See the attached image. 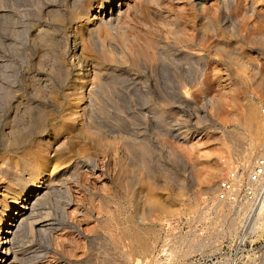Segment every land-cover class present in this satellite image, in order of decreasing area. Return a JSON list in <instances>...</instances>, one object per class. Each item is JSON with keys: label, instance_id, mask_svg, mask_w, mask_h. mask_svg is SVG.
<instances>
[{"label": "rangeland", "instance_id": "374dc122", "mask_svg": "<svg viewBox=\"0 0 264 264\" xmlns=\"http://www.w3.org/2000/svg\"><path fill=\"white\" fill-rule=\"evenodd\" d=\"M257 126L264 0H0V223L39 176L0 264H139L263 153ZM212 212L236 234L240 213Z\"/></svg>", "mask_w": 264, "mask_h": 264}, {"label": "built area", "instance_id": "2783aa9c", "mask_svg": "<svg viewBox=\"0 0 264 264\" xmlns=\"http://www.w3.org/2000/svg\"><path fill=\"white\" fill-rule=\"evenodd\" d=\"M233 208L241 224L232 237L222 238L221 224L208 226L207 211L226 215ZM213 218V216H210ZM264 219V151L249 168H229L216 183L215 191L202 197L196 210L177 212L161 222V234L153 250L139 264H263L258 254L264 248V232L254 221ZM220 223V222H219ZM258 241V242H257ZM262 241L259 246L257 244ZM217 247L215 255L204 257L207 247Z\"/></svg>", "mask_w": 264, "mask_h": 264}, {"label": "bare ground", "instance_id": "6f19581e", "mask_svg": "<svg viewBox=\"0 0 264 264\" xmlns=\"http://www.w3.org/2000/svg\"><path fill=\"white\" fill-rule=\"evenodd\" d=\"M103 4H104V2L101 1L99 3V7L101 8L103 6ZM98 18H99L98 15H96V13H93L92 18L90 19V23H92V24L96 23L97 21L96 22H94V21L98 20ZM97 72H99V71H97ZM82 96L83 95L81 94V98H82ZM86 106H83L79 111L85 110ZM253 117H254V113L251 112L250 114H248L247 121H246L248 126L251 125V122L253 121ZM261 133H262V131H261ZM255 135H256V140H257L256 143L258 144V146L262 145V147H263L264 146V136H262L258 132V126L256 128V134ZM208 174L211 175L210 173H208ZM208 174L205 175L204 178H202L205 182L207 181V178H209ZM38 177H39L38 174H36L34 176L35 182L33 183V186H31L29 189L23 191V194L21 196L17 195L16 197H14V199H12V201L9 203V206H7V208L5 209V211L3 213V221L1 220L2 222L0 223V246L2 248L1 253H4V255L3 256L0 255L1 256L0 262H2V260L3 261L6 260L8 258L6 255H8L9 250L6 247L4 249V251H3V248H4V246H7L11 242V240H12L11 238L13 237V234H14L16 228L19 225L20 218L26 212L25 210L30 209L29 207H27V205L30 204V202L33 203V200L31 201L30 199H31V196L34 195V191H36L37 187L39 186V185H37ZM151 204H152V206L154 208H157V209H159L162 212H166L167 211L165 207L160 206V205H158L155 202H152ZM260 219H256V221H258V220L260 221ZM136 241H137L138 247L140 248L141 251H145L147 249V247H148L147 246V243H148L147 241H146L147 243L144 242L143 240H140V239H137Z\"/></svg>", "mask_w": 264, "mask_h": 264}]
</instances>
